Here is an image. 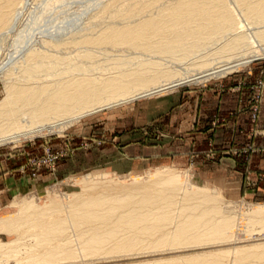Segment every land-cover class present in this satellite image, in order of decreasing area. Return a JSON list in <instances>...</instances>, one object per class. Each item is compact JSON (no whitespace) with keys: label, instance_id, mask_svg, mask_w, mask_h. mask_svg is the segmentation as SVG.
<instances>
[{"label":"bare ground","instance_id":"6f19581e","mask_svg":"<svg viewBox=\"0 0 264 264\" xmlns=\"http://www.w3.org/2000/svg\"><path fill=\"white\" fill-rule=\"evenodd\" d=\"M37 1L30 18L21 25V31L10 45L11 55L0 58V75L8 77L7 81L10 83L6 98L0 102V145L59 133L90 114L167 93L183 85H197L264 59V0H110L108 4L105 0V6L99 7L100 11L97 13L100 16L113 13L114 19L110 14H105L109 16V20L112 19L111 23L106 24L108 22L105 23L107 20L104 19L105 25L100 22V29L97 24L99 29L95 33L90 24L96 23V17L94 19L92 16L97 13L93 15L90 12L92 16L90 18L89 15V20L93 21L90 20V24L88 18L84 21H87L94 32L88 30L87 26L88 31H82L85 29L83 28L67 37L59 33L71 25L74 19L50 21V15L46 16L47 7L56 0ZM24 3L25 0H0V50L4 36L12 33L18 26V14ZM100 19L103 20L102 17L97 20ZM72 45L74 48L76 45L79 51L82 50L78 46L83 49L88 46L99 49L107 46L109 49L108 46H112L110 48L114 50L116 47L127 46L131 51L139 50L148 56L158 55L159 59L163 57L164 60L169 58L173 63L189 62L191 59L196 62L198 57L203 63L199 64L202 68L196 73L187 74L182 68L184 71L181 73H186L182 75L178 71H172L171 67H164L166 62L163 66L158 61L150 60L153 58H131L133 64L120 59L118 68L107 73L105 62L99 64L100 67L96 62L101 54L97 53L99 58H95L97 51L93 52L92 48L80 53L75 50L74 57H67L68 50L65 51L63 47L68 46L69 49ZM61 47L66 57H62L60 53L51 54L53 49L59 48L63 53ZM112 49L109 50L114 51ZM120 50L118 51L121 52ZM232 55H235L236 60H231ZM214 56L219 58L215 59V63L223 58L230 59L211 66L213 63L211 64L210 59H214ZM111 57L113 56H109L111 60L114 59ZM192 61L189 62L191 65ZM39 74L49 80L39 79ZM172 77L174 79L170 80ZM168 170L157 168L139 176L124 178L111 188L108 186L112 193L103 192L88 200L84 199L83 202L80 196L63 194L59 205L64 210L71 207V220L76 222L69 226L73 240L65 227L70 222L69 218L54 217L51 220L54 223L50 225L51 230L26 236L27 240H32L29 245L20 249L10 245L5 254L14 259L21 251L26 264H74L77 259L84 263L85 259L103 252L118 258L157 252L173 253L197 246L236 242L241 235L247 234V228L243 225L245 217H240L235 230L230 231L234 221L232 218H218L215 214L219 208L210 209L212 213L205 212L204 207H200L204 212L193 208L194 214L192 207L190 208L192 204L189 203V207L184 206L190 210L186 216V209L177 210L186 218L180 217L181 222L178 223L175 221L179 214H175L177 219L171 216L176 220H173L175 224L168 231V226L172 223L170 215L174 213L170 207L174 200L164 203L160 201L169 196H165L168 189L178 190L177 184L180 183L178 175L172 172L178 171ZM187 186L189 189L193 188L190 184ZM199 193L205 197L199 200L202 204L218 201L207 195H216L214 188L197 189L194 195L198 199L201 198ZM42 203L48 202L45 200ZM55 205L58 206L57 202ZM55 208L39 211L34 218L32 213L23 211L22 217L15 222L21 220L30 225L39 220L41 224H46L47 221L40 218L60 209ZM252 214L262 215L256 209ZM81 222L94 226L85 232L81 230ZM166 223L167 232H163ZM142 264H264V243Z\"/></svg>","mask_w":264,"mask_h":264},{"label":"rangeland","instance_id":"374dc122","mask_svg":"<svg viewBox=\"0 0 264 264\" xmlns=\"http://www.w3.org/2000/svg\"><path fill=\"white\" fill-rule=\"evenodd\" d=\"M104 1L56 0V2H53L54 4L47 7L46 16L50 15V21L54 22L71 21L74 19L71 22L73 25H69L59 33L66 35V37L83 28L85 29L82 31H88L91 26L96 33V30L99 29L97 24L99 26L101 25L100 22L104 25L106 22H108L106 24H109L115 16L113 13L112 15L111 13H105L110 14L109 16L112 18H110V21L108 15L101 14L100 16L97 13L101 7L110 2V0H106V3ZM32 2L31 0H25L23 8L20 10V14H18V26L11 31L12 33L4 36L0 58H3L7 54L11 55L10 50L12 47L10 45H12L15 37L21 31V25L30 18L29 15L34 10L38 1L32 0ZM64 10L67 11L65 12ZM90 12L93 15L97 14L96 16H92ZM153 13L155 14L156 12ZM89 15L90 18L91 16L94 19L96 17V21L94 20L95 24L90 22V20H93H89ZM101 17L103 20L101 21L100 19L98 21L97 19ZM86 19L89 24L91 23V26L87 25V21H84ZM84 23L86 24L84 25ZM93 30L92 33L94 32ZM248 32H250V29ZM257 45L261 46L262 44ZM64 47L63 49L69 52L66 53L68 56L64 54L62 47L63 53L60 52V48L59 50H50V53L52 51L51 54L58 55L60 53L62 57L67 56L72 58L76 55L77 50L80 53L85 49L88 51L89 48H92L93 52L97 51L95 58H99L97 53L101 54L98 61H102L99 63L96 60L98 63L96 64L100 67L105 62L104 66L107 73L113 72L115 68H118L120 59L133 64L134 62H132L131 58H136L137 60H149L153 58L150 60L158 61L162 65L166 62V66H163L168 69L171 67L172 71L176 73L180 72L178 74H182L181 72L184 71L182 68L185 69L184 72H187V74L196 73V71L198 72L202 68V65L199 66V64L203 63L199 60L201 59L199 57L196 62H194L195 59L189 61H192V65L187 60V62L184 61L183 63L176 61L173 63V60L169 58H165L164 60L163 57L159 59L158 55L157 57L153 54L149 56L148 54L144 55L145 53H141L139 50L131 51L127 46H123L124 48L122 46L116 47L117 49H121V52L118 51L119 49L114 50V48H110L112 46H108V48L114 51L107 49V46L100 47V49L99 47L89 46L83 49L78 46L82 51H79L76 45L75 48L73 45L70 47L73 49L72 51L70 48L69 51L68 46ZM104 48H106V51ZM75 50L76 53L74 55L73 51ZM54 51L57 52L53 53ZM72 52L73 55L71 54ZM132 53L133 55H131ZM107 55L108 58L106 57ZM109 56H113L114 59L111 60ZM234 56H230L231 60H236ZM239 57L240 55H238ZM106 58L109 60L107 61ZM230 58L228 57L227 60ZM212 59L213 57L210 59L211 64L213 63L211 66H214V63L219 58H215L214 56V59ZM222 60L227 61L226 58H223L217 61L219 63L215 64L223 63ZM38 76L41 80H49V78H44L43 74H39ZM7 79L8 77L3 78L0 75V102L6 98V90L10 84ZM172 79L174 77L170 80ZM219 101L223 102L226 107L219 108L216 105ZM263 123L264 59H261L251 62L246 68L232 71L227 75L215 77L197 85H183L169 90L167 93L154 95L150 98L137 99L119 107L90 114V116L79 119V121L70 125L71 127H67L59 133L34 136L20 140L19 142L0 145V189L4 187L3 183L13 179L20 180L21 184H18V186L22 188V191L13 195L0 192V264H26L24 262L25 259H23L24 254L21 251L14 259L8 258L5 254L7 247L11 245V247H19L20 249L25 245H29L32 240H27L26 236L51 230L50 228L52 227L50 225L54 224L51 220L54 217L69 218L70 222L65 227H67L68 236L73 240L72 230L69 226L70 223L76 222L71 220V207L69 210H64L59 205L63 194L80 196L83 202L84 199L88 200L97 194L111 192L109 188L124 178L138 176L145 172L134 173L131 172V169L161 168L164 165L173 166L178 169H176L179 171L177 173L172 171V169L171 171L178 175L180 183L177 184L178 190L170 191L168 189L165 192V196L169 195L173 198L168 196L166 199L163 198L160 201L164 203L165 201L171 202V199L172 201L174 200L170 207V210L174 211V213L171 211L170 217L176 218L175 214H179L178 219L176 218L177 221L171 217L172 223L169 226L166 223L163 232L166 231V226H168V231L172 229V225L175 224L173 220L178 223L181 222L182 216L187 215L189 210V208L186 209L185 207H189L192 204L190 208L192 207V209L195 208L204 212L203 209H200V207H204L207 213L211 212L210 209L219 208L215 214L218 218H232L234 221L230 231L235 230L234 228H236L240 217H245L246 221H243V225L247 228V234L241 236L238 234L241 241L197 246L189 250L175 251L173 253L157 252L119 258L116 254L114 255L116 257H111L112 255L109 256L103 252L85 259L84 263H80V259H77L74 264H142L160 259L184 258L193 254L199 255V253L200 255H204L205 251L234 249L236 247L264 243V199H254L252 196L247 198L235 197L229 200L240 201L227 202L216 191V195L210 193L207 195L211 199L216 198L217 202L202 204L199 200L205 197L201 193H199V197H201L199 199L197 198L198 196L194 195L195 191L197 192V189L201 190L202 187L193 184L195 181V170L189 168L191 165H196L198 169H204V165L219 164L218 160L222 157L230 158L236 164L238 163L237 166L239 165L240 169L237 170L242 174L247 190L250 191L262 187L264 185V166L262 169L255 168L253 162L255 160L264 161V129L259 128ZM217 150L225 152L228 155H213L217 153ZM165 169L168 170V168ZM188 184L193 188L189 189ZM198 185H201V183ZM205 187L212 189L208 185ZM45 200L48 203L43 204L42 201ZM243 200L247 203L243 202ZM56 202L57 207L55 205ZM29 207V210H25V208L28 209ZM163 207L166 209L165 206ZM54 208H60L61 210L59 209L56 213L40 218V220L47 221L46 224H41L39 220L37 223L30 225L21 220L17 223L15 222L26 211L32 213L31 216L34 218L39 211ZM181 209L187 210L184 215L177 211H181ZM195 209H193L194 214ZM254 209L262 215H251ZM197 213L201 214L199 211ZM197 213L196 215H198ZM185 216L184 218H186ZM81 223L83 224L80 226L81 230L85 232L94 226L90 225V223ZM15 226H17V229H14ZM26 241L29 242L26 243ZM137 250L140 251V249Z\"/></svg>","mask_w":264,"mask_h":264},{"label":"crops","instance_id":"0c3cea01","mask_svg":"<svg viewBox=\"0 0 264 264\" xmlns=\"http://www.w3.org/2000/svg\"><path fill=\"white\" fill-rule=\"evenodd\" d=\"M219 108L226 107V105L223 104V102L219 101L216 104ZM223 105V106H222ZM260 129H264V123L259 126ZM217 153H214L213 155H228L225 152H220L219 150L216 151ZM219 164L214 165H204V169L200 168L198 169L196 165L189 166L190 169L195 170V181L194 185L198 187H205V186H211V188L215 189L219 193V195L222 197L223 200L227 202H234V201H240V200H229L233 199L235 197H241V198H247L252 196L254 199H264V185L262 187L252 190H247L245 188V181L243 180L242 174L237 170L240 169L235 161L230 158H220L218 160ZM255 168L262 169L264 166L263 160H255L253 162ZM171 167V168H170ZM154 168H141V169H131V172L134 173H140L141 171L147 172L148 170L155 169ZM161 168H168L177 171L178 169L173 166H165ZM177 169V170H176ZM130 172V171H129ZM144 172V173H145ZM179 172V171H178ZM143 173V174H144ZM142 175V174H139ZM138 175V176H139ZM191 177V174H190ZM201 183V185H198ZM204 183V184H203ZM4 187H1L0 189L1 193L5 194H15L22 191L21 186H18V184H21V181L17 180H10L9 182L3 183ZM17 184V185H16ZM257 197V198H256ZM259 197V198H258ZM228 198V199H227ZM242 201V200H241ZM243 202H246L243 200ZM247 203V202H246Z\"/></svg>","mask_w":264,"mask_h":264}]
</instances>
